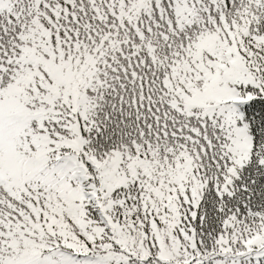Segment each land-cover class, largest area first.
<instances>
[{
    "label": "snow or ice",
    "instance_id": "obj_1",
    "mask_svg": "<svg viewBox=\"0 0 264 264\" xmlns=\"http://www.w3.org/2000/svg\"><path fill=\"white\" fill-rule=\"evenodd\" d=\"M0 264H264V0H0Z\"/></svg>",
    "mask_w": 264,
    "mask_h": 264
}]
</instances>
